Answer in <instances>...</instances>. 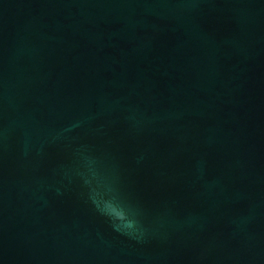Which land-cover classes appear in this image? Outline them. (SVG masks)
<instances>
[{
	"label": "water",
	"instance_id": "obj_1",
	"mask_svg": "<svg viewBox=\"0 0 264 264\" xmlns=\"http://www.w3.org/2000/svg\"><path fill=\"white\" fill-rule=\"evenodd\" d=\"M0 264H264V0H0Z\"/></svg>",
	"mask_w": 264,
	"mask_h": 264
}]
</instances>
